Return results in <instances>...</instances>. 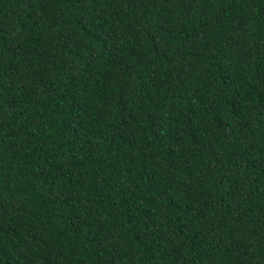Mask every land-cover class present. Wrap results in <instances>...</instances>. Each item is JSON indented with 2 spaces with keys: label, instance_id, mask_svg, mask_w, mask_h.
<instances>
[{
  "label": "trees",
  "instance_id": "1",
  "mask_svg": "<svg viewBox=\"0 0 264 264\" xmlns=\"http://www.w3.org/2000/svg\"><path fill=\"white\" fill-rule=\"evenodd\" d=\"M0 264H264V0H0Z\"/></svg>",
  "mask_w": 264,
  "mask_h": 264
}]
</instances>
